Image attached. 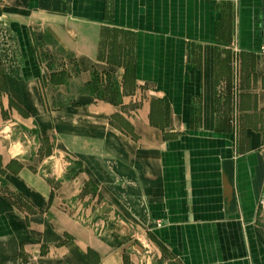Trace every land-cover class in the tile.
<instances>
[{
	"label": "crops",
	"instance_id": "crops-1",
	"mask_svg": "<svg viewBox=\"0 0 264 264\" xmlns=\"http://www.w3.org/2000/svg\"><path fill=\"white\" fill-rule=\"evenodd\" d=\"M38 3L0 0V264H264V0Z\"/></svg>",
	"mask_w": 264,
	"mask_h": 264
},
{
	"label": "rangeland",
	"instance_id": "rangeland-1",
	"mask_svg": "<svg viewBox=\"0 0 264 264\" xmlns=\"http://www.w3.org/2000/svg\"><path fill=\"white\" fill-rule=\"evenodd\" d=\"M237 64V62H233V65H230L229 64V78H228V89L226 87V94L228 95V100H233L235 99L234 97L236 96V89H235V85L238 84V82H240L242 80V69L238 68V65H235ZM240 67V66H239ZM99 78V77H98ZM97 89L95 90V92L97 91V94H101L105 97V98H111L113 99L115 102H117L120 97V91L118 89V85L116 84L115 82V76H102V81H98L97 82ZM235 84V85H233ZM116 85L117 87V92L118 94L116 95V92L115 93H112L111 91V88H113L114 86ZM112 86V87H111ZM115 88V87H114ZM101 92V93H99ZM231 103V102H230ZM167 258L166 256H162V259H161V264L162 262H164L163 260L167 261ZM168 262V261H167ZM168 264V263H167Z\"/></svg>",
	"mask_w": 264,
	"mask_h": 264
},
{
	"label": "trees",
	"instance_id": "trees-1",
	"mask_svg": "<svg viewBox=\"0 0 264 264\" xmlns=\"http://www.w3.org/2000/svg\"><path fill=\"white\" fill-rule=\"evenodd\" d=\"M70 0H39L38 6L40 10L43 11H52V12H65L66 8H67V4L69 3ZM97 82H98V78L94 75V78L90 84L89 88V92L92 94H95L96 97L103 99V100H107L110 102H115L113 99L111 98H105L101 92V94H97V91L95 92V90L97 89ZM112 87V86H111ZM115 87V88H114ZM113 88H111L112 93L116 92V95L118 94L117 92V87L116 85Z\"/></svg>",
	"mask_w": 264,
	"mask_h": 264
},
{
	"label": "water",
	"instance_id": "water-1",
	"mask_svg": "<svg viewBox=\"0 0 264 264\" xmlns=\"http://www.w3.org/2000/svg\"><path fill=\"white\" fill-rule=\"evenodd\" d=\"M261 35H262V41H263V46H264V22H263V26H262Z\"/></svg>",
	"mask_w": 264,
	"mask_h": 264
}]
</instances>
